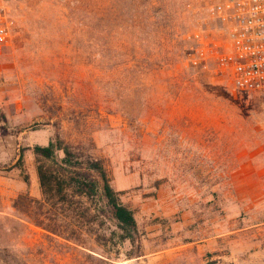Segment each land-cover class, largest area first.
<instances>
[{"label": "rangeland", "instance_id": "rangeland-1", "mask_svg": "<svg viewBox=\"0 0 264 264\" xmlns=\"http://www.w3.org/2000/svg\"><path fill=\"white\" fill-rule=\"evenodd\" d=\"M225 1L9 0L0 244L27 264H264V94L235 87L195 37L227 42ZM58 138L101 159L134 240L99 197L77 204L99 236L76 240L15 211L19 194L42 199L34 146Z\"/></svg>", "mask_w": 264, "mask_h": 264}, {"label": "trees", "instance_id": "trees-1", "mask_svg": "<svg viewBox=\"0 0 264 264\" xmlns=\"http://www.w3.org/2000/svg\"><path fill=\"white\" fill-rule=\"evenodd\" d=\"M3 120L6 121L4 115ZM75 150L76 147L65 143L61 138L46 145L36 144L34 152L42 160L37 169L43 197L36 199L28 192L19 194L13 200V208L28 223L41 227L48 233L76 240L81 232L99 236L93 227L85 226L77 219L81 217L77 206L81 198L99 197L121 230V238L134 240L137 232L135 214L121 201L118 192L111 185L103 162L92 156H87L82 161L81 155ZM61 152L62 157L59 156ZM47 161L54 162L60 167H51ZM18 163L23 165V155ZM83 168L98 173L100 180L92 178ZM91 210H93L91 207L87 208V211ZM0 262L27 264L8 246L2 244Z\"/></svg>", "mask_w": 264, "mask_h": 264}, {"label": "built area", "instance_id": "built-area-1", "mask_svg": "<svg viewBox=\"0 0 264 264\" xmlns=\"http://www.w3.org/2000/svg\"><path fill=\"white\" fill-rule=\"evenodd\" d=\"M9 0H0V47L12 39ZM228 21L226 43L197 33L198 51L210 57L239 90L264 94V0H227L214 7Z\"/></svg>", "mask_w": 264, "mask_h": 264}]
</instances>
